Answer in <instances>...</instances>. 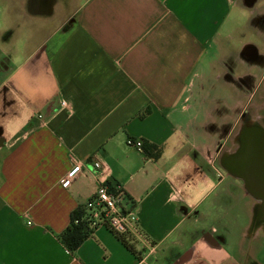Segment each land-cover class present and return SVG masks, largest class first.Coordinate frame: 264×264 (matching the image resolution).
I'll return each instance as SVG.
<instances>
[{
    "label": "crops",
    "instance_id": "0c3cea01",
    "mask_svg": "<svg viewBox=\"0 0 264 264\" xmlns=\"http://www.w3.org/2000/svg\"><path fill=\"white\" fill-rule=\"evenodd\" d=\"M23 1L0 0V264H138L105 227L74 251L58 237L95 192V153L154 245L145 264H264L257 202L220 165L264 0H71L62 31Z\"/></svg>",
    "mask_w": 264,
    "mask_h": 264
},
{
    "label": "water",
    "instance_id": "95a60500",
    "mask_svg": "<svg viewBox=\"0 0 264 264\" xmlns=\"http://www.w3.org/2000/svg\"><path fill=\"white\" fill-rule=\"evenodd\" d=\"M59 0H24L25 14L37 19L54 16ZM238 148L221 157V167L232 177L239 179L246 193L257 204L254 215L264 222V128L257 125L241 126Z\"/></svg>",
    "mask_w": 264,
    "mask_h": 264
},
{
    "label": "built area",
    "instance_id": "2783aa9c",
    "mask_svg": "<svg viewBox=\"0 0 264 264\" xmlns=\"http://www.w3.org/2000/svg\"><path fill=\"white\" fill-rule=\"evenodd\" d=\"M61 105H65L61 101ZM126 145L135 148L137 151H142V143L140 140L127 139ZM68 159L72 163V168L64 179V183L72 181L81 169L80 163L76 160L72 153H68ZM92 168L97 173V186L93 196L87 201L85 206L86 219L91 227H108L118 235H124L130 238L132 242L139 243L143 249V254L138 261V264H145L147 258L154 253V245L139 229L136 219L131 216V212H126L121 207L122 194L109 190L107 182L104 181V175L107 170L106 164L101 160L98 154L95 153ZM147 252H145V251Z\"/></svg>",
    "mask_w": 264,
    "mask_h": 264
},
{
    "label": "flooded vegetation",
    "instance_id": "af4514ba",
    "mask_svg": "<svg viewBox=\"0 0 264 264\" xmlns=\"http://www.w3.org/2000/svg\"><path fill=\"white\" fill-rule=\"evenodd\" d=\"M251 1L246 0L249 4ZM62 10L66 12L64 6H62ZM251 22L261 30L259 33H262V36L260 35L259 40H257L258 42L249 40L241 48L240 55L244 61L249 63L251 67L252 65H256V67L252 71L253 73L247 77L248 96L244 101L239 120L235 125H257L258 127L264 128V12L252 17ZM258 46H262L263 49L261 50ZM240 128L235 134L236 136L231 140L233 148L229 150V153L234 152L239 146Z\"/></svg>",
    "mask_w": 264,
    "mask_h": 264
},
{
    "label": "trees",
    "instance_id": "16d2710c",
    "mask_svg": "<svg viewBox=\"0 0 264 264\" xmlns=\"http://www.w3.org/2000/svg\"><path fill=\"white\" fill-rule=\"evenodd\" d=\"M149 149L152 154V158L158 157L161 153V148L158 146L149 144ZM107 186L111 191L116 190L115 186H112L108 182ZM117 192L122 194V191L120 189H117ZM85 213V206L80 209L74 210L71 213L68 227L61 235L58 236L63 245L70 251H74L95 229L94 227L90 226V223L86 219H84ZM105 228H107L119 241H121V243L128 250L133 251L131 244L128 243L129 241L127 240V237H125L124 235H118L108 227Z\"/></svg>",
    "mask_w": 264,
    "mask_h": 264
},
{
    "label": "rangeland",
    "instance_id": "374dc122",
    "mask_svg": "<svg viewBox=\"0 0 264 264\" xmlns=\"http://www.w3.org/2000/svg\"><path fill=\"white\" fill-rule=\"evenodd\" d=\"M70 1L71 0H59V3L56 5V7H55V13H54V16L52 17V18H50V20H49V22H48V25L49 26H51V27H56V28H59V30H64L67 26H68V21H69V9H67L66 10V12L64 11L63 12V10H62V6H64L65 7V9H66V7H68V6H70ZM69 2V3H68ZM63 3V4H62ZM62 4V5H61ZM244 20V22L246 23L249 19H248V16H245V17H243L242 19H241V17H240V22L241 21H243ZM253 22H251V24H249V28L250 29H248V30H244L243 28H244V26H243V28H241V29H243L244 31H240V37L242 38L243 36V40H244V42H246L247 40H250V41H257V40H259L258 39V36L260 37V35L262 36V33L260 34L257 30H256V34H251V25H253L252 24ZM259 31H261L260 29H259ZM258 42V41H257ZM251 68H254L253 66L251 67ZM252 70H255V68L254 69H252ZM240 112V109L236 106L235 108H234V115H235V117H237L238 116V113ZM241 127V125H235L234 126V129H233V131H232V133H231V135L229 136V140H228V142L226 143V149L227 150H230V149H232L233 147H232V142H231V140H232V138L234 137V136H236L235 134L237 133V131L239 130V128ZM262 239V238H261Z\"/></svg>",
    "mask_w": 264,
    "mask_h": 264
}]
</instances>
